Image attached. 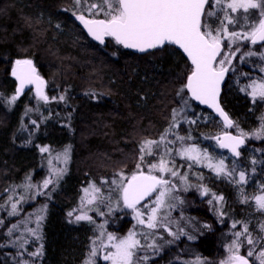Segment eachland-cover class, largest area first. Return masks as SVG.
Masks as SVG:
<instances>
[{"label": "trees", "instance_id": "trees-1", "mask_svg": "<svg viewBox=\"0 0 264 264\" xmlns=\"http://www.w3.org/2000/svg\"><path fill=\"white\" fill-rule=\"evenodd\" d=\"M73 2L0 0V205L5 204L9 196L25 197V202L18 205L23 211L17 216L7 215L10 208L0 209L3 221L0 224V264H82L92 243L90 229L98 222L97 219L93 223L76 222L74 215H68L70 209L77 206L74 203L82 187L94 181L108 192L117 174L136 172L142 141L158 139L164 133L172 122L173 109L183 105L181 101L185 96L192 109L184 110V117L188 118L179 128L182 136L190 135L191 141L201 146L213 145L212 138L223 126L220 118L197 104L187 91L177 96L192 71V65L180 50L166 48L137 53L125 49L112 37H107L104 44L95 42L78 24ZM68 23L77 36L70 33ZM229 27L239 31L237 26ZM251 48L253 44L249 41L240 43L241 51L235 62L241 74L240 87L237 90L230 85L232 73H229L221 94L224 109L234 123L249 134L259 129V118L264 116V102L254 104L251 97L240 90L250 82L251 59L243 54ZM226 50L225 47L223 53ZM22 58L33 59L38 72L45 77L48 102L40 101L32 90L20 94L14 104L7 102L16 89L13 62ZM60 96L65 99L60 100ZM47 107L51 114L44 119L42 111ZM191 120L197 122H186ZM230 130L235 132L233 128ZM43 141L53 144L52 150L58 148L56 144L64 142L72 149L69 171L51 197L25 192L21 187L26 177H31L35 185L45 173L47 156L44 157L40 149ZM250 146L262 152L257 160L256 179L261 177L264 181V139L249 136L242 149ZM192 170L199 171L200 167L194 166ZM202 177L192 186L195 194L191 189L183 190L179 184L174 192V196L184 201L182 209L189 222L180 227L185 226L187 236L193 237L191 243L185 235L159 238L161 253L156 252L159 250L154 251V255L149 253L151 258L143 264H176L191 256L202 257L207 264H218L219 228L213 224L216 231L208 230L203 226L207 214L193 210L196 203L200 204L197 186L208 182L217 193L223 194L226 190L225 197L230 200H236L231 194L234 188L210 173ZM213 182L219 184L218 187ZM115 193L116 188L113 198ZM39 206H47L48 211L39 234L42 239H35L26 229L30 224L29 214L35 215L34 210ZM226 207L230 213L236 212V206L228 202ZM109 222L108 231L120 235L132 222V217L116 214L109 217ZM13 224L19 227L9 235L8 228ZM24 240H30L26 243L33 245V249L25 247L26 243L21 247ZM41 245L42 255L32 256Z\"/></svg>", "mask_w": 264, "mask_h": 264}, {"label": "snow or ice", "instance_id": "snow-or-ice-1", "mask_svg": "<svg viewBox=\"0 0 264 264\" xmlns=\"http://www.w3.org/2000/svg\"><path fill=\"white\" fill-rule=\"evenodd\" d=\"M93 9L103 13L104 18L86 19L85 16L80 15L79 19L97 41L103 43L105 37H112L125 48L136 49L145 53L150 52V50L163 51L166 48H176L182 50L190 58L191 74L187 76V82L183 87L177 91V96L187 91L191 98L214 109L220 118L219 123L225 128L236 130V135L224 131L222 137L212 138L216 141V147L230 151L234 165V158L241 155L240 148L245 144L247 137L264 139V116L259 118V129L249 134L239 129V126L234 123L219 103L220 84L229 71V67L226 65L230 66L232 59L235 58V53L240 51V43L249 41L256 45L264 42V0H101V4L91 5L89 11ZM213 24L217 26L213 27ZM229 26H237L241 30L229 31ZM223 41H226L227 44H223ZM233 44L237 45L235 50L231 47ZM261 46L264 47V44ZM223 47H226L227 51L222 55ZM243 55L248 57L259 55L264 62V52L258 54L248 51ZM15 64L16 67L13 69L12 75L19 80V88L7 102L14 104L19 95L24 92L26 85H35L36 97L40 101L48 102L50 98L44 90L45 81L37 74L32 61L17 60ZM261 79L264 80V78ZM240 90L251 97L252 103L264 102V82L252 80L250 84L244 85ZM51 99H56V97ZM59 99L64 100L65 97L60 96ZM187 106L188 101L183 100L180 111L173 109L172 122L158 140H148L140 145L139 163L136 165L137 171L130 177H125L123 172H120L117 174L118 181H112L116 185L120 197L117 206L122 201L124 207L131 209L135 214L137 224L142 227L146 226V230H142L141 233L129 231L125 237L118 241L115 236L108 233L107 240L113 250L108 251L103 256L105 261H110L111 264H143L149 257L147 255L140 256L138 253L144 248H158L155 241L157 233L151 230L162 228L173 237L187 236V233L178 223L177 231L173 232L170 224L175 221L169 218L171 211L175 209L177 204H183L182 199L173 195L177 190V184L183 186L185 191L193 186L189 183L188 175H182L176 169L174 158L171 167L165 159V156L172 155L170 145H175L177 142H179L180 147L176 150L175 156L182 157L186 161L188 169L203 164L217 177H223L230 183L237 185L242 197L241 202L249 203L243 191L244 185L248 183L246 173L243 170L237 172L236 167L229 169L225 163L228 157L222 154L221 158L218 159L210 156L207 149H201L195 143H188L191 140L190 135L186 137L174 135L171 141L167 139L168 134H174L175 129L179 127L181 112ZM186 122L195 124L197 121ZM32 123L35 124V121ZM153 148L159 155V163L148 165L146 172L141 164L144 163L146 153L148 155L153 154ZM41 151L47 152L48 149L42 148ZM62 155L66 164L69 159V150L65 149ZM59 158L58 156L57 159ZM65 171L66 168L53 169L54 175L50 174L42 185H33L31 177H26V182L21 187L25 192L43 194L40 192V188L48 189L51 184L54 189L55 182L62 178ZM163 174H167L170 178H164ZM90 187L93 190V195L91 199L87 200L88 204L99 199L101 194L100 188L95 185ZM197 188L202 196L211 194L212 199L208 200L209 204H212L213 200L217 202L224 200L223 196L210 193V190L202 185L197 186ZM260 189L262 194L252 197V201L255 209L264 214V185H261ZM12 191L14 192L15 189ZM84 191L87 193L89 190L84 189ZM171 201H176V203ZM21 202H25L24 196L15 200L9 196L8 201L0 205V209L10 208L7 215L17 216L23 211L22 208L18 207ZM45 212L46 206H42L40 212L36 214V227L26 229L35 239H42L39 232ZM68 215L72 216L73 213L69 212ZM100 215H104V213L100 212ZM218 215L223 217L224 213L218 211ZM28 219L30 222L31 214H29ZM75 220L76 222H93V218L83 212L76 215ZM2 223L3 221L0 220V224ZM237 223L242 225L241 230L232 232L233 239L227 245L228 254L220 264H264V224L259 226L261 234L254 240L249 232L248 224L234 222L232 224L233 229L236 228ZM18 227L19 225L13 224L8 228V234L11 235ZM100 227L103 228V225ZM138 235L144 238L145 243L142 244L141 240L137 239ZM103 236L104 233L101 232V240ZM149 237H153L152 243H147ZM187 238L193 239L192 236H187ZM26 242L27 240L22 241L21 247ZM245 243L248 247L245 254L241 255V247ZM92 244L85 264H96L98 247H104L102 243L98 246L96 241H93ZM42 250L43 245L31 255L40 256ZM194 264H203V262L197 258Z\"/></svg>", "mask_w": 264, "mask_h": 264}, {"label": "rangeland", "instance_id": "rangeland-1", "mask_svg": "<svg viewBox=\"0 0 264 264\" xmlns=\"http://www.w3.org/2000/svg\"><path fill=\"white\" fill-rule=\"evenodd\" d=\"M93 4L99 5V4H101V0H79V3H77V0H74V2H73V9L74 10L73 11H74L75 18H78L79 15H85L86 17H89V18H104V14L101 12H97L95 9H93L92 11H89V8ZM216 26H213V27H216ZM68 28L70 29L69 31H70V33H72V35H74V37L77 36V33H75V29H73V27L69 23H68ZM240 30L241 29L239 28V31ZM30 31L33 32L32 30H30ZM229 31H232L231 27H229ZM35 38H36V35L33 34L32 40L34 42H35ZM223 43L227 44L226 41H223ZM231 47L233 48V50H235V48H236L235 44L231 45ZM240 51L235 53V58L232 59L231 65L230 66L226 65L229 67V73H232V77H231L232 84H230V85H232L237 90L240 87L241 74L238 71V69H237L238 67H237V64L235 62H236L237 58L239 57L238 55H239ZM249 51H253V52H256L259 54L261 52H264V47H262L261 45H255V46L253 45V48H251ZM29 59L33 61V59H31V58H29ZM250 59H251V65H250L249 74H248V76L250 77V82H246V84H250L252 80L264 82V80L261 79V78H264V71H261V69H264V62H262L261 57L259 55H255V56H251ZM21 60H26V59L22 58ZM15 87H16V85H15ZM16 91L17 90L15 89L14 90L15 94H16ZM32 91H35V90H32ZM184 100H188L187 96H185ZM181 104H183V100L181 101ZM182 106L177 107L176 110L180 111ZM187 109L188 110L192 109V105L190 103H188ZM42 114H44V119L47 118L51 114L50 108L47 107L45 110L42 111ZM184 114H186L185 111L181 112L179 127H177L175 129L174 134L173 133L168 134L167 139L169 141H171L174 138V135L182 136L179 132V128L184 123V121L188 118V117H184ZM237 125L239 126L240 130H243L240 127V124H237ZM230 129L231 128H225L224 126H222L221 131L218 132V134H216L214 137L219 136L224 131L230 130ZM235 132H236V130H235ZM158 139H145L144 141H142V143H144L145 141H148V140H158ZM206 139L209 140L208 137H206ZM191 140H192V137H191ZM191 140L188 141V143H193V141H191ZM52 145L53 144H51V143L43 141V145L40 147V149H42V148L48 149L47 152H43L44 157L47 156V163L45 165V173L42 175L39 183H37L35 185H42L43 181L45 179H47L50 174L54 175L53 169H65L66 168V171L64 172L62 178L58 182H55L54 189H53V185H51V184L49 185L48 189L40 188V192L43 194H36V195H41L44 197H46V196L51 197L52 194L54 192H56V190L58 189V186L61 183L62 179H64L65 175L69 171V166H70V161H71V156H72L71 155L72 149H71L69 143L64 142L63 144H61V143L56 144L58 148L54 149V150H52V147L54 146V145L53 146ZM197 146L201 149H207L208 154L210 156L216 158V159L221 158V154L223 156L228 157V159L225 160V163L228 165L229 169H231L232 167H236L237 172L241 171V170L245 171L246 178L248 180V183L244 185L243 191H244L245 196L248 198L249 203H242L241 202L242 197L240 195V192L238 190L237 185L230 183L228 180L224 179L223 177H217L210 169L206 168L203 164H198V166L200 167L199 171H197V170L190 171L192 168L188 169L187 166H184V163L186 164V161L182 157L175 156L176 150L179 149V147H180L179 142H177L175 145H170V147L172 148V155L171 156H165V159L169 162L170 167L172 166V160L174 158L176 169L182 175L183 174L188 175L189 183L191 185H194L198 181H201L203 178L202 175L203 174L206 175V173H210L211 176L214 177L215 179H218V180L223 179V181H226L228 184L233 185L234 190H233V192H231V194L234 195V199H236V200H233V199L230 200L229 198L225 197L224 194L217 193L216 190L214 188H212L208 182L207 183L202 182L201 183L202 186L209 189L210 193H215L218 196H223L224 200H223V202H217V201L213 200V203L209 204L208 200L212 199L211 194L209 196H202L200 194V196H199L200 197V200H199L200 204L196 203V205L193 207L194 211H199V212L203 211L204 213L207 214V218L203 219L204 220V225H203L204 227H207V229L210 231H216L215 228H213V224H214L217 228H219L218 235H219V241L221 244V249L218 251V254H217L218 260L216 263L220 264L221 261L225 260L227 254H228L227 253V245H229L233 239V237L231 235L232 232L241 230L242 225L240 223H237V226L235 229L232 228V224L234 222H244V223L248 224L249 232L252 234V237L254 240L261 234L259 231V226L261 224H264V214H262L261 212H259L255 209L254 202L252 201V197L262 194L260 186L264 185V181L262 180L261 177H260V179H256L257 164H258L257 160L259 159V156L261 155L262 152L257 150L255 148V146H250L249 148L242 149L241 155L239 157L234 158L235 159V165H234L232 154L221 149V148L216 147V141L213 143V145H211L209 143V144H204V146L197 144ZM65 149L69 150V159H68L66 164L64 162L63 155H62L64 153ZM152 153H153L152 155H148L147 153L145 154L144 163L141 165V167L146 172L148 170V165L153 164V163H157V164L159 163V155L156 153L155 148L152 149ZM58 156L60 157L59 159H57ZM253 162H255V163H253ZM195 166H197V165H195ZM248 166H250V171H248ZM123 174L125 177H130L133 173L129 174L127 172H123ZM153 174H159V173H153ZM163 175H164V178H166V179L170 178L167 174H163ZM117 181H118V176H117ZM91 185H95L97 188H100L99 186H97V184L94 181H90L89 183L85 184L81 189L79 197L76 194L75 199L78 197V201L75 202L74 204H77V206L70 209V212L73 213L74 220H75L76 215H80L82 212L84 214L91 216L93 218V221L95 219H97V221H98L96 223L97 226L96 227L92 226L90 229V231H92V233H93L92 242L96 241L98 246L102 243L104 245V247H98L96 262L100 261V262H102V264H111L110 261H105L103 259V256L106 255L108 251L113 250L111 247V244L107 240V234L110 233L108 231L109 230V224H110L109 217L116 215V214H120L121 217L124 214L126 216L129 215L132 217V222L130 223V225H128V227L124 230L123 233H121L120 235H115L114 233H111L113 236H115L117 238V241L119 239L125 237L129 231H136L137 233H141L142 230H146V226L142 227V226L137 224L136 219H135V214L133 213V211L131 209H126L124 207L122 201L117 206V201L120 200L119 193L117 190L115 193V198L112 197L113 190H114V188H116L115 184H113V187L111 189H109L108 192H106L102 188H100L101 189L100 198L95 200L92 204H88L87 200L91 199V197L93 195V190L90 187ZM214 185L216 187H218L219 184L214 183ZM220 185L223 187V184H220ZM177 187H178V185H177ZM181 187H183V186H181ZM84 189H88L89 191L87 193H85ZM187 189L192 190V187H189ZM192 192H194V194H195V191L192 190ZM13 197H14V200L17 199L18 194L13 195ZM82 198H83V203H82ZM153 199H154V197H153ZM101 200H103V202H101ZM171 202L176 203L175 201H171ZM226 202H228L230 205H232L234 207L236 206V208H235L236 212L235 213H230L228 211V209L226 207ZM183 205H184V203L183 204H177L175 209L171 211L172 213L170 214L169 218L171 220L175 221L174 223L170 224V227H171L173 232L176 231L175 228H177V223L179 224V226H182V224H184V223L186 224L187 222H189V221H187V220H189V218L184 216V209H182ZM180 206H181V208H180ZM41 207L42 206H39L38 208H36L34 210L35 215L31 216V220H30V224L28 226V229L36 227V214L40 212ZM109 208H111V211H109ZM47 211H48V209L46 206V212ZM123 211H124V214H123ZM218 211H222L224 213L223 217L218 215ZM46 212L44 213L43 221L45 220ZM100 212H103L104 215H100ZM173 213H176V215H173ZM85 222H89V221H85ZM91 223H93V222H91ZM101 225H103V228L100 227ZM184 227L185 226H183L182 228H184ZM41 228H42V222H41ZM41 228H40V232H41ZM151 231H154L157 233V235L155 236V241H156V244L158 245V248H156V249L144 248L138 253V255H140V256L147 255L149 257L148 260L151 258L150 257L151 254H149V253H152L154 255L156 253H153V252L160 249L161 245H159V238L160 239L163 238L164 235L167 238H168V236H172L166 230H164L162 228H158V229L151 230ZM40 232H39V234H40ZM101 232L104 233L102 240H101ZM137 239H140L142 244L145 243V240L142 236L138 235ZM152 239H153V237H149V239L147 240V243H152ZM189 241L191 243L192 240L189 239ZM28 242H30V240H27V243ZM114 242H116V241H114ZM27 243L25 244V247L33 249L32 248L33 245L31 244L32 246H29V245H27ZM92 246H93V244L91 243L90 249L92 248ZM247 247L248 246L246 243L242 245L241 251H240L241 255L245 254V250ZM187 250H189V252L191 251L190 248H187ZM89 251L85 257V260L88 258ZM156 252L158 254L161 253L160 250L156 251ZM196 259H197L196 257L191 256L186 260L185 259L179 260L178 261L179 263H176V264H194ZM199 259L201 260L203 258L200 257ZM85 260L82 264H85ZM201 261L203 262V264H207V261L205 259H203Z\"/></svg>", "mask_w": 264, "mask_h": 264}, {"label": "water", "instance_id": "water-1", "mask_svg": "<svg viewBox=\"0 0 264 264\" xmlns=\"http://www.w3.org/2000/svg\"><path fill=\"white\" fill-rule=\"evenodd\" d=\"M84 16V15H83ZM85 18L86 19H90V18H88V17H86L85 16ZM92 19H103V18H92ZM78 23H79V25L81 26V28L84 30V32L92 39V40H94L95 42H98V43H100V44H104L105 42H106V39H107V37H105V39H104V42L103 43H101L100 41H97L88 31H87V28L85 27V25H84V23L79 19V17H78ZM264 42H260V43H258V44H263ZM123 46V45H122ZM124 47V46H123ZM125 48V47H124ZM125 49H127V50H132L133 52H137V53H145V52H140V51H138V50H136V49H129V48H125ZM223 49H224V47L222 48V52H223ZM151 51V50H150ZM181 52H182V50H180ZM183 53V52H182ZM184 55H185V57L188 59V61L190 62V64H191V60H190V58H188L187 57V55L185 54V53H183ZM219 58V57H218ZM18 60V59H17ZM17 60H15L14 62H13V67H12V70L16 67V64H15V62L17 61ZM30 61H32V60H30ZM32 65H33V67L36 69V72H37V74L45 81V86H46V84H47V82H46V79L38 72V70H37V67L35 66V64H34V62L32 61ZM192 65V64H191ZM191 74V73H190ZM189 74V75H190ZM14 77V79L16 80V90L19 88V80L15 77V76H13ZM227 78H228V72L226 73V75H225V77H224V80L221 82V84H220V96H219V103H220V105H221V107L224 109V107H223V105H222V102H221V94H222V91H223V88H224V86H225V83L227 82ZM187 82V81H186ZM32 88H34V89H36L35 88V85H26L25 86V89H24V92L23 93H21V94H24V93H26V92H28L30 89H32ZM189 94V96H190V98H191V95H190V93H188ZM191 99H193L194 100V98H191ZM197 104H199V105H201V106H203V107H206V108H208L209 110H211L213 113H214V115H216L218 118H219V116H218V114L215 112V110L214 109H212L210 106H208V105H205V104H202L200 101H196V100H194ZM224 111L225 112H227L225 109H224ZM228 113V112H227ZM229 115V114H228ZM229 117H230V115H229ZM231 118V117H230ZM232 119V118H231ZM229 133H231L232 135H236V133L235 132H232V131H228ZM224 133V132H223ZM223 133H221L219 136H221L222 137V135H223ZM244 146V145H243ZM243 146H241V148L243 147ZM241 148H240V150H241ZM227 150V149H226ZM229 151V150H228ZM230 152V151H229ZM142 203H144V202H142Z\"/></svg>", "mask_w": 264, "mask_h": 264}, {"label": "bare ground", "instance_id": "bare-ground-1", "mask_svg": "<svg viewBox=\"0 0 264 264\" xmlns=\"http://www.w3.org/2000/svg\"><path fill=\"white\" fill-rule=\"evenodd\" d=\"M222 55H223V54H222ZM227 81H228V79H227ZM244 146H245V145H244ZM223 189H224V188H223ZM220 191H221V190H220ZM223 191H224V190H223ZM223 191H222V192H223ZM225 192H226V190H225ZM225 192L223 193L224 196H225V194L227 193V192H226V193H225ZM228 192H229V190H228ZM220 193H221V192H220ZM227 195H228V194H227ZM229 195H230V194H229ZM159 231H160V230H159ZM162 233H163V232H162ZM162 233H161V234H162ZM163 234H164V233H163ZM164 237H165V235H164ZM164 237H163V238H164ZM168 239H169V238H168ZM170 239H171V238H170ZM171 241H173V240H171ZM179 245H180V244H179ZM181 245H182V244H181ZM184 245H185V244H184ZM185 247H186V246H185ZM179 248H180V249L183 248V245H182V247H179ZM175 249H176V247H175Z\"/></svg>", "mask_w": 264, "mask_h": 264}, {"label": "flooded vegetation", "instance_id": "flooded-vegetation-1", "mask_svg": "<svg viewBox=\"0 0 264 264\" xmlns=\"http://www.w3.org/2000/svg\"><path fill=\"white\" fill-rule=\"evenodd\" d=\"M226 131H232V130H226ZM223 150H225V149H223ZM227 152H229V151H227ZM206 216H207V215H206ZM206 216H205V217H206Z\"/></svg>", "mask_w": 264, "mask_h": 264}]
</instances>
